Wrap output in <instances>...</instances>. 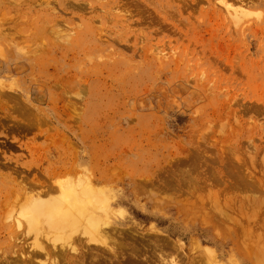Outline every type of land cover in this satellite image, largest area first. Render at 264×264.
<instances>
[{"label":"rangeland","instance_id":"374dc122","mask_svg":"<svg viewBox=\"0 0 264 264\" xmlns=\"http://www.w3.org/2000/svg\"><path fill=\"white\" fill-rule=\"evenodd\" d=\"M63 184L99 194L98 236L18 225ZM38 242L264 264V0H0V264Z\"/></svg>","mask_w":264,"mask_h":264},{"label":"bare ground","instance_id":"6f19581e","mask_svg":"<svg viewBox=\"0 0 264 264\" xmlns=\"http://www.w3.org/2000/svg\"><path fill=\"white\" fill-rule=\"evenodd\" d=\"M225 9H227V8L225 7ZM227 10H228V14H229V12L233 15L241 14L236 9H233L232 6H230V5H229V8ZM238 12H239V14H238ZM233 17H235V16H233ZM237 18H238V16H237ZM58 189H59V193H60L59 195L60 196L57 198H54L57 195L54 196L53 200L44 201V200L34 199V200L29 201L26 198V200L29 203L28 204L27 201L25 200L24 204L26 203L27 204L26 206L23 204V201L21 202L25 207L23 206L24 208L23 209L21 208L22 210L17 212L19 219L18 218L17 219L15 218V219L17 220L18 225H19V223L20 224L23 223L25 225L26 231H27V232L25 231L26 234L28 232L30 233L31 231L32 232L35 231L36 233H38V232L42 231L41 229H44V230L46 229V231L47 230L51 231V232H49L50 236H52V235L55 236L54 235V233H55L57 236L60 235V238H61V236H63L65 238V234H67L69 232L72 235L74 233V231H76V230L79 231L78 228L80 229V227L83 228V231H85V233L83 232L84 235H86L88 233L87 236H89V234H90V235H92V238H93L94 234H96L98 236L97 233H100V232L102 233L103 228H102L101 222L103 224H106V223L109 224V222L105 221L103 219L102 215L100 214V209L102 207V206H100V204H103V201H101V198L98 197L99 194L96 193L94 195L95 192L93 191V188L91 186H85L82 189H78L75 186L63 184V185H61V188L58 186ZM60 189H61V191H60ZM29 194H30V192L28 193V195ZM30 196H32V195L30 194ZM33 196H34V194H33ZM17 197H19V196H16V198ZM38 197L40 198L39 195H37L36 198H38ZM17 199H19V198H17ZM18 206H19V204H18ZM13 213L14 212H10L9 216H11V217H9L10 218L9 220H11V218L13 217L12 216ZM7 216L5 214L4 218ZM101 220H104L106 223L101 221ZM23 224H21V225H23ZM52 231L54 232L53 234H52ZM71 231H72V233H71ZM43 235L45 238L46 237L45 235H47V233L45 232ZM39 236H40V233H39ZM66 237H68V236H66ZM53 238L54 237H52L51 240ZM57 238H59V237H57ZM57 238H56V240H57ZM17 239H19V238H17ZM27 239H29V238H27ZM54 240L55 239H53L52 244L55 243ZM61 240H59V241H61ZM18 241H21V239ZM22 241H23V239H22ZM33 242H35V241H33ZM68 242L69 241H67L66 243H68ZM40 243L39 242L37 243L38 247L39 246L41 247ZM64 243L65 242L62 243L64 245V246H62V249H60L61 247L60 248L56 247L57 249L54 247L53 248L51 247L52 249H48L45 246L44 247L42 246V248H44V249H41L40 247H39L40 249H36L34 246L35 249H28V251H26L25 253H24L25 249L24 250L20 249L18 256L16 258H14V256L12 257L13 259L11 257L10 258L12 259V261L14 260V263L16 262V264H52V263L47 262V258H49V257L52 260H53V258H56L54 260L56 262V264H79L78 260L76 259V257H78V255H75L74 253H72L73 252L72 250H75V252L77 250L76 249H65L66 245H68L70 243H68L66 245ZM34 245H36V242ZM53 245L56 246L57 244L56 245L53 244ZM24 246H26V245H24ZM31 247H32V245H31ZM63 247H65V248H63ZM15 252L17 253L18 251L15 250L13 252L14 255H15ZM138 257H136L135 260L133 258L134 261L132 260L131 262L133 264H141V263L151 264L150 261L147 262L145 260V262H142V261L138 260L137 259ZM6 261H8V260H6ZM6 261H3V262L8 263ZM80 261H81V259H80ZM10 262H11V260H10ZM153 263H154V261H153ZM80 264H84V263H80Z\"/></svg>","mask_w":264,"mask_h":264},{"label":"crops","instance_id":"0c3cea01","mask_svg":"<svg viewBox=\"0 0 264 264\" xmlns=\"http://www.w3.org/2000/svg\"><path fill=\"white\" fill-rule=\"evenodd\" d=\"M245 264V263H244ZM248 264H250V263H248Z\"/></svg>","mask_w":264,"mask_h":264}]
</instances>
